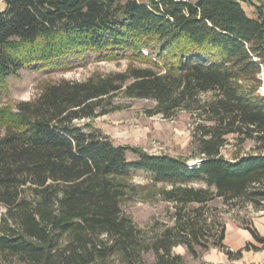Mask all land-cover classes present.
<instances>
[{
  "label": "trees",
  "instance_id": "obj_1",
  "mask_svg": "<svg viewBox=\"0 0 264 264\" xmlns=\"http://www.w3.org/2000/svg\"><path fill=\"white\" fill-rule=\"evenodd\" d=\"M3 1L0 92L24 69L90 58L130 53L151 68L63 81L34 102L0 109V264H186L177 246L196 260L211 248L239 259L209 204L264 211V96L255 86L264 72V6L250 17L247 0ZM120 92L155 102L154 115L165 119L196 115L199 164L117 146L77 124L110 113ZM229 136L254 141L259 153L227 159ZM136 172L169 186L161 195L176 206L174 225L149 244L122 208L124 180ZM239 223L264 243L249 220Z\"/></svg>",
  "mask_w": 264,
  "mask_h": 264
},
{
  "label": "rangeland",
  "instance_id": "obj_2",
  "mask_svg": "<svg viewBox=\"0 0 264 264\" xmlns=\"http://www.w3.org/2000/svg\"><path fill=\"white\" fill-rule=\"evenodd\" d=\"M146 4L149 0H140ZM0 0V11L5 9ZM242 6L250 17H257L256 6H264V0L242 2ZM264 10V9H263ZM145 56L148 50H142ZM144 64L127 54L123 59L98 62L90 58L84 64L73 68L30 70L24 69L17 76L7 81V88L0 92V109L16 107L22 102H34L46 88L63 81L86 82L91 79L108 78L117 74L129 75L135 69H146ZM260 83L255 86L258 93L264 96V72L259 76ZM112 107L105 116L79 121L78 125L88 126L87 131L97 130L107 135L117 146H131L143 149L151 155H168L191 162L197 160L198 148L194 139V130L201 123L196 115L180 111L172 119L162 115H154L156 103L151 100L128 98L124 92L117 93L110 100ZM2 130H0V136ZM254 141L239 144L237 136H229L228 144L222 153L227 159L258 154ZM134 159L133 155H129ZM126 196L122 202L124 213L133 219L135 225L142 230L145 243L149 244L174 225L175 205L164 200L161 192L170 189L164 184H157L145 172H136L133 177L124 180ZM199 187V185H196ZM217 209L220 219H237L239 222L249 220V208L229 210L219 199L209 204ZM253 209V208H252ZM174 253L184 257L186 264L195 263L183 246L174 248ZM147 262L153 263L152 253L144 254Z\"/></svg>",
  "mask_w": 264,
  "mask_h": 264
},
{
  "label": "crops",
  "instance_id": "obj_3",
  "mask_svg": "<svg viewBox=\"0 0 264 264\" xmlns=\"http://www.w3.org/2000/svg\"><path fill=\"white\" fill-rule=\"evenodd\" d=\"M249 221L259 236L264 239V211L249 208ZM226 233L224 245L234 253L243 251L239 259L230 260L226 253L218 248H211L193 264H264V243L259 242L244 226L235 219L225 221ZM252 249L245 251L247 245Z\"/></svg>",
  "mask_w": 264,
  "mask_h": 264
},
{
  "label": "bare ground",
  "instance_id": "obj_4",
  "mask_svg": "<svg viewBox=\"0 0 264 264\" xmlns=\"http://www.w3.org/2000/svg\"><path fill=\"white\" fill-rule=\"evenodd\" d=\"M190 165H191V166H194V165H196V162H191Z\"/></svg>",
  "mask_w": 264,
  "mask_h": 264
},
{
  "label": "built area",
  "instance_id": "obj_5",
  "mask_svg": "<svg viewBox=\"0 0 264 264\" xmlns=\"http://www.w3.org/2000/svg\"><path fill=\"white\" fill-rule=\"evenodd\" d=\"M251 208V207H250Z\"/></svg>",
  "mask_w": 264,
  "mask_h": 264
}]
</instances>
